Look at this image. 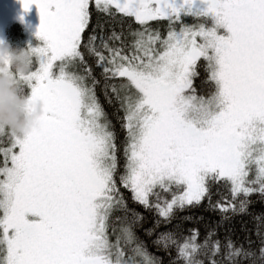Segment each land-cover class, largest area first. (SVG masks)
<instances>
[{
  "label": "snow or ice",
  "instance_id": "1",
  "mask_svg": "<svg viewBox=\"0 0 264 264\" xmlns=\"http://www.w3.org/2000/svg\"><path fill=\"white\" fill-rule=\"evenodd\" d=\"M33 4L44 43L29 48L38 64L19 86L45 115L23 137L0 128L10 145L0 148V264H160L137 237L143 216L121 187L166 223L211 203L214 185L227 190L213 205L226 218L264 197V0H22L25 11ZM90 4L138 24L128 25L131 42L97 24L85 43ZM154 21H167L166 34ZM82 47L106 82L120 81L106 89L124 113L119 180L116 132ZM201 60L204 95L194 84ZM77 65L83 73L71 70ZM215 235L201 242L196 229L183 238L163 232L154 243L174 246L179 264H264V238L254 251ZM126 247L139 259L126 258Z\"/></svg>",
  "mask_w": 264,
  "mask_h": 264
},
{
  "label": "trees",
  "instance_id": "2",
  "mask_svg": "<svg viewBox=\"0 0 264 264\" xmlns=\"http://www.w3.org/2000/svg\"><path fill=\"white\" fill-rule=\"evenodd\" d=\"M91 12V21L88 29H86L84 36L85 43L89 34L92 32L93 28L97 24H102L104 28L105 35L110 34L111 31H116L117 33L123 32L124 40L126 44L131 42V37L128 35V25L131 24L133 29L139 27L131 18H122L117 16L115 19H110L105 14L98 13L95 10L94 4H90ZM121 19L123 24H121ZM200 21L192 18L185 17L184 23L186 24H196ZM153 28H158L161 31V34H166L167 31V21H154L151 22ZM179 24L177 25V28ZM4 36L6 42L10 43L14 48H33L37 43L36 40L28 41L24 26L18 21H11L4 28ZM81 51L84 52L85 61L87 65L91 66L93 76L99 81L95 87L96 95L100 104L102 105L108 120L114 126L117 137L118 145V169H117V180L119 176L124 172L125 166V157H124V146L126 140L125 130L122 128V117L124 115L123 111L120 108L119 101L112 95L110 91H107L108 84L119 83L120 81H109L106 82L101 74V70L96 67L93 57H91L87 51L82 47ZM199 67V76L195 79L194 84L197 88L198 95H204L208 89L204 86L203 81L206 77V72L204 69V62L201 60L198 62ZM37 66V60L33 57V68ZM83 73V65H77L73 69ZM89 84H91V79H89ZM25 95H29L30 89L23 90ZM0 148L9 147L7 137H0ZM2 159V157H0ZM120 191L122 192L125 200L127 201L128 207L134 209L135 212L143 216V221L135 229L136 235L140 241L146 245V250L154 258H156L160 264H179L177 261V252L176 248L170 247L165 250L162 247H158L154 241L156 240L157 235L163 232H172L176 235L177 238L186 237L189 234V231L196 229L199 232V240L202 242L205 240L209 232H215L216 235L213 239H219L221 244L231 239L237 246L242 245L245 249L258 250L261 246L262 238H264V197L260 195H253L251 199V204L248 208L246 214H232L228 213L227 218L225 214L221 211L214 209L213 205L217 200L222 199L223 196L227 195V190L223 184L213 186V194L211 197V203L208 199L202 201L199 205H193L186 207L183 211L177 210L173 215L170 222L166 223L162 218H160L155 209H145L143 206L134 203L132 200V193L121 187ZM157 192L161 196V200L168 198L170 199V193H163L157 189ZM153 202H155V197H152ZM123 212L117 211L113 214L111 224L119 229V223L116 220V217H122ZM159 224V227H155ZM155 227V232L153 229ZM115 240V236L111 237ZM126 258L135 257L130 247L125 248ZM222 257L218 256L217 260H221ZM207 264V261L205 262ZM226 264V262H225ZM240 264H251V261L241 260Z\"/></svg>",
  "mask_w": 264,
  "mask_h": 264
},
{
  "label": "clouds",
  "instance_id": "3",
  "mask_svg": "<svg viewBox=\"0 0 264 264\" xmlns=\"http://www.w3.org/2000/svg\"><path fill=\"white\" fill-rule=\"evenodd\" d=\"M33 69L29 49L0 41V128L27 135L45 115L41 100H30L19 86V76Z\"/></svg>",
  "mask_w": 264,
  "mask_h": 264
},
{
  "label": "rangeland",
  "instance_id": "4",
  "mask_svg": "<svg viewBox=\"0 0 264 264\" xmlns=\"http://www.w3.org/2000/svg\"><path fill=\"white\" fill-rule=\"evenodd\" d=\"M20 1L22 0H0V41H6L4 28L7 24L11 21H18L24 26L25 35L28 41H37L33 48L43 46L44 42L38 39L36 35L41 22L38 8L35 6L34 10L31 11L30 9L33 7H30L28 11L19 13L13 9V5L19 3ZM28 96H30V92Z\"/></svg>",
  "mask_w": 264,
  "mask_h": 264
},
{
  "label": "flooded vegetation",
  "instance_id": "5",
  "mask_svg": "<svg viewBox=\"0 0 264 264\" xmlns=\"http://www.w3.org/2000/svg\"><path fill=\"white\" fill-rule=\"evenodd\" d=\"M35 6H36L35 4L31 5V7H33V8L30 9V10L33 11ZM13 9L15 11L19 12V13L25 11L24 8H23V5H22V1H20L19 3H16L15 5H13Z\"/></svg>",
  "mask_w": 264,
  "mask_h": 264
}]
</instances>
